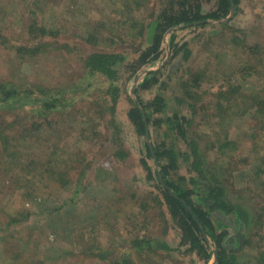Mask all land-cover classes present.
<instances>
[{
	"label": "rangeland",
	"instance_id": "rangeland-1",
	"mask_svg": "<svg viewBox=\"0 0 264 264\" xmlns=\"http://www.w3.org/2000/svg\"><path fill=\"white\" fill-rule=\"evenodd\" d=\"M162 5L159 0H0V80L29 89L36 96L47 92L74 98L64 113L37 120V126L30 125L28 108L0 110V131L12 139L21 157L30 152L42 156L56 148L57 154H65L63 160L70 162L65 167L69 169V186L56 183L41 170L28 196L16 193L18 184H26L30 177H24L21 167L27 168L21 166V159L15 161L17 156L4 152L0 140V220L17 211L29 212L22 223L7 231L0 228V264H105L122 254H129L134 264H214L213 255L204 262L179 244L177 228L157 187V168L149 158L148 166L141 162L146 136L137 133L127 114L137 103L145 117L140 101L145 104L162 94L166 108L151 120L164 119L173 111L189 118L188 136L195 138L197 151L205 156L200 164L204 173L208 164L220 166L216 146L225 139L235 141L237 158H245L247 165L240 171L245 162L235 163L241 177L225 174L222 178L225 184L227 180L234 184L230 188L237 193L231 197L241 203L240 191L250 184L253 176L249 170L258 160L255 150L264 140L260 132L256 136L259 142L251 148L252 121L242 99L264 86L263 61L256 60L258 67L251 76H246L244 65L245 46L264 47V0H239L228 26L211 21L205 27L167 30L159 59L135 72L127 64L148 44L146 26ZM182 44L185 48L174 54V47ZM23 47L24 52H18ZM95 52L124 56L115 81L87 72L83 61ZM198 76L203 93L193 108L180 104L186 86ZM151 78L158 82L141 87L144 79ZM232 80L243 88L236 95L229 94L241 98L230 101L232 109L218 108V94L226 91ZM145 127L153 151L164 140L166 146L174 142L177 151L188 152L181 139L169 137L164 123L146 122ZM118 154L124 155L123 159ZM188 168V163L181 161L177 174L187 179L197 176ZM205 177L208 180L209 174ZM254 182L259 195L246 193L242 203L248 205L249 199V206L261 208L264 193L258 181ZM255 214L252 210L253 217ZM253 226L251 222L240 232L241 240L238 230L228 228L227 241L238 254V264H264L257 249L264 251V224ZM143 236L149 239L151 251L134 249L133 240Z\"/></svg>",
	"mask_w": 264,
	"mask_h": 264
},
{
	"label": "trees",
	"instance_id": "trees-1",
	"mask_svg": "<svg viewBox=\"0 0 264 264\" xmlns=\"http://www.w3.org/2000/svg\"><path fill=\"white\" fill-rule=\"evenodd\" d=\"M163 5L161 10L156 15L155 19L146 26L148 34V44L139 51L137 58L132 61L130 67L133 71H138L144 65L155 62L159 59L162 53V43L164 35L167 30L171 28H198L211 25V21L220 23L222 26H228L227 24L234 18L237 11L239 0H159ZM205 4L210 6L206 8ZM223 20V21H220ZM220 21V22H218ZM210 22V23H209ZM34 27V26H32ZM174 36H170V40L173 41ZM236 41L238 39L233 37ZM185 48V44L179 47H174V54ZM24 47L18 49V52H24ZM247 59L245 60L246 76L252 74L256 67H258L256 60L260 58L262 62V70L264 71V47L258 45L245 46ZM27 52V51H25ZM189 52H186L184 58L188 57ZM253 56V57H252ZM125 58L122 55L114 53L95 52L89 54L84 59V67L90 75L100 74L106 81L113 82L116 80L117 71L124 63ZM192 83L186 86L185 99L181 100L180 104H188L190 107H194V103L203 93L200 90L199 76L192 79ZM158 82L157 78H151L143 80L141 87L155 84ZM161 87V86H160ZM199 88V89H198ZM243 86L236 83L235 80L230 82L226 91H220L219 100L217 101V107L222 108L225 106L227 109L233 107L230 101H235L241 98V95L231 97L229 92L236 93L241 90ZM255 88L249 93V97H243V106L245 111H249L251 123L249 128L250 137L253 139L251 142V148L253 145L259 142L256 136L260 135V132L264 133V86L262 88ZM72 96L60 95L59 93H47L43 92L40 96L33 95L29 89H22L16 84L0 80V110L1 109H21L26 110L28 114L32 116L30 125L37 126V120L50 119L53 113H64L67 109L68 103L73 101ZM186 100L190 101L187 102ZM140 106L145 110V121L156 126H160L162 123L166 126V131L169 133V137L179 138L184 142L188 149V152H180L176 150V144L172 142L169 146H166L164 140L154 147V153L152 154L149 145L146 143L145 158L141 161L144 166L147 165L146 158H149L155 164L157 170L155 177L157 181V187L160 195L163 199L164 205L167 208L170 220L177 228L179 237V244L186 247L188 252H193L204 262H208L214 251L216 252V259L214 264H238V254L235 249L229 247L230 233L231 231L239 232L244 228L250 227L251 222L254 224L253 228L261 225L263 227L264 222V207L249 206L251 203L249 199H246L249 204L244 205L242 202L243 195L248 196L246 193L256 196L259 195V188L255 187V182L258 181V186L262 187L261 192L264 193V140L260 141L259 149L255 150L258 158L255 165L250 168L252 178L250 184L246 185L241 190L242 200L241 203L236 198L237 191L230 188L231 182L227 180L226 184L223 182V175H229L230 178L241 177L243 173L238 172L235 163L239 162L241 166L238 168L240 171L245 169L247 162L246 159H238L239 149L235 145V141L225 139L216 146L217 152L220 154L219 163L218 158L216 163L220 166L208 164V167L202 172L200 164L205 161V156L199 154L197 151L198 145L195 142V138H189V128L187 124H190V119L177 112H172L171 115H165L162 118L155 117L151 120L155 114H159L166 108L165 98L162 94L154 96L151 100L143 104L140 101ZM232 109V108H231ZM230 109V110H231ZM128 119L136 127L138 134H145V122L143 120V114L137 103L133 105L128 111ZM48 122V121H46ZM5 137V138H4ZM262 136H259V139ZM4 138V140H3ZM227 138V137H225ZM0 140L3 144L4 152H7L16 157L15 161L21 159V166L24 165L26 169L21 170L25 175L30 177L26 184H18L16 193H25L27 196L32 192V182L35 178L39 177V171L42 170L44 175L53 178L58 184L63 187L69 186L70 181L68 178L69 169H65L69 164V160H63V154H57L56 148L51 153H46L42 156L30 154L23 155L16 152L11 144L12 139L9 138L4 131H0ZM23 139L22 141H25ZM234 149V151H233ZM262 149V150H261ZM263 151V152H262ZM227 153H234L228 155ZM154 155V156H153ZM260 155V157H258ZM124 156V155H123ZM122 155L118 154L120 159H123ZM29 157V158H28ZM122 157V158H121ZM203 157V158H202ZM231 161L228 162V160ZM236 162H235V161ZM181 161L187 162L189 165V171H196L197 176H191L186 178L183 175L177 174ZM233 162V163H232ZM207 165V164H206ZM234 165V168L231 166ZM148 166V165H147ZM200 166V167H199ZM32 167L31 169H29ZM212 167V169H211ZM148 173H152L150 168H147ZM236 171L238 175H236ZM41 172V173H42ZM110 173L109 170H107ZM158 172L162 177V182L165 186H162L158 180ZM209 179H205L207 173ZM244 172V171H243ZM176 175V178L174 176ZM222 178V179H221ZM20 180V177H18ZM26 181V179H24ZM254 180V181H253ZM260 192V193H261ZM232 195V197H231ZM233 199V200H232ZM245 203V202H244ZM143 208V207H142ZM260 209V210H259ZM252 210L256 212L255 217L252 216ZM19 216V217H18ZM18 217V218H17ZM29 217L28 211H17L14 214L6 215L0 220L1 229L7 231L10 226L17 225L27 220ZM93 216H90L91 218ZM98 221L95 220L94 223ZM93 225V223H92ZM91 231V227H90ZM256 233V231H255ZM210 239V242L208 241ZM134 249L139 251L149 250L151 251V245L149 239L146 237L136 238L133 240ZM245 244V242H244ZM258 245V244H256ZM162 249L169 250L167 245L159 244ZM259 250V255L264 260V251ZM213 251V253H212ZM17 258V257H16ZM16 260V259H15ZM14 260V261H15ZM105 264H134L129 254H122L120 257Z\"/></svg>",
	"mask_w": 264,
	"mask_h": 264
},
{
	"label": "water",
	"instance_id": "water-1",
	"mask_svg": "<svg viewBox=\"0 0 264 264\" xmlns=\"http://www.w3.org/2000/svg\"><path fill=\"white\" fill-rule=\"evenodd\" d=\"M143 120H144V122H145V124H146V121H145V117H144V116H143ZM145 126H146V125H145ZM145 136H146L147 142H148V144H149V141H148V131H147L146 127H145ZM149 147H150V150H151V152H152V154H153L154 152H153V150H152L150 144H149ZM153 156H154V155H153ZM158 180L160 181V183H161L162 186H165L164 183L162 182V177H161V175H160L159 172H158ZM236 232H237V231H236ZM236 235H237V237L239 238V240L242 239V237H241V233H240V232H237ZM213 259H214V260L216 259V252H215V251H214V253H213Z\"/></svg>",
	"mask_w": 264,
	"mask_h": 264
}]
</instances>
